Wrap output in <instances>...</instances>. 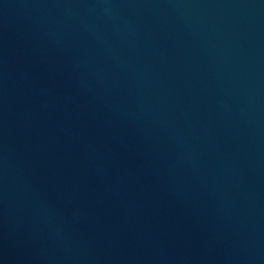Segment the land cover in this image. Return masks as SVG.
<instances>
[{"label": "water", "instance_id": "1", "mask_svg": "<svg viewBox=\"0 0 264 264\" xmlns=\"http://www.w3.org/2000/svg\"><path fill=\"white\" fill-rule=\"evenodd\" d=\"M0 264H264V0H0Z\"/></svg>", "mask_w": 264, "mask_h": 264}]
</instances>
